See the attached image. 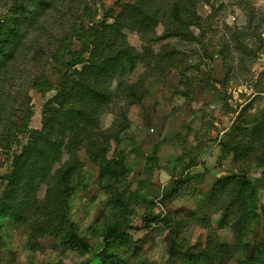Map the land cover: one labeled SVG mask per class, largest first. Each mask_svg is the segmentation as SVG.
<instances>
[{"label": "rangeland", "instance_id": "obj_1", "mask_svg": "<svg viewBox=\"0 0 264 264\" xmlns=\"http://www.w3.org/2000/svg\"><path fill=\"white\" fill-rule=\"evenodd\" d=\"M117 1L63 0L72 9L52 11L48 34L90 25L92 16L100 19ZM209 1L218 12L209 20L208 37L230 47L233 36L243 37L253 51L246 71L234 47L224 58H206L202 48L188 47L180 68L146 80L147 93L129 109L130 123L113 142L108 163H86L85 182L69 197L79 241L69 240L67 232L33 237L27 224L0 219V264H264V142L246 158L231 147L245 141L246 111L264 109V91H256L264 88V0ZM20 2L0 0V18L12 16ZM198 12L205 17L210 7L201 2ZM125 34L142 49L133 24ZM75 38L63 44L75 50L81 46ZM39 64L35 58L20 63L8 87L16 100L14 119L29 129L41 127L44 105L61 77L53 61L40 65L47 76L41 86L49 89L39 91L33 83ZM141 73L139 66L132 80ZM113 121L114 114L105 113L103 129ZM7 166L0 149V174ZM233 174L242 179L227 183ZM145 216L154 220L138 229ZM110 229L128 236L106 245ZM170 230L178 254L171 252Z\"/></svg>", "mask_w": 264, "mask_h": 264}, {"label": "trees", "instance_id": "obj_2", "mask_svg": "<svg viewBox=\"0 0 264 264\" xmlns=\"http://www.w3.org/2000/svg\"><path fill=\"white\" fill-rule=\"evenodd\" d=\"M201 2L210 7L205 17L198 12ZM61 6L72 9L64 6L63 0H21L12 16L0 18V149L8 158L7 170L0 174V219L27 224L33 237L67 232L69 240L79 241L70 219V194L85 182L87 162L99 166L108 163L113 142L130 123L129 109L141 103L147 93L146 80L180 68L190 47L202 48L206 58H213V54L224 58L234 47L244 71L253 51L236 35L231 47L229 42H211L209 20L218 12L214 1L119 0L100 19L92 16L90 25L49 35L45 23ZM128 23L137 28L144 43L141 50L126 37ZM159 25L161 32L157 31ZM71 36L81 43L75 50L69 48L71 43L63 44ZM62 56L69 58L63 60ZM29 58L40 63L33 79L39 91L49 89L41 86L47 76L40 65L53 61L61 74L54 94L44 105L39 129H29L14 119L16 100L8 89L18 65ZM139 66L142 73L132 80ZM108 112L114 114V121L105 130L102 117ZM242 121L245 141L231 147L238 149L236 156L246 158L263 147L264 109L255 113L247 110ZM231 179L242 176L233 174L227 183ZM174 192L175 188L168 195ZM153 220L145 216L138 229L149 227ZM127 236L125 231L110 229L104 242L110 245L114 239ZM169 239L171 252L180 253L172 230Z\"/></svg>", "mask_w": 264, "mask_h": 264}]
</instances>
